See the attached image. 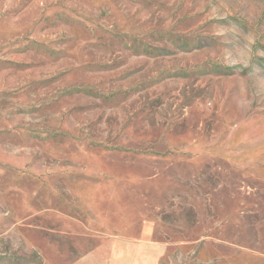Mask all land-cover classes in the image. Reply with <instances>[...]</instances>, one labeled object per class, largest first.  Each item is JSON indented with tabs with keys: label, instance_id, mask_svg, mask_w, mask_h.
<instances>
[{
	"label": "rangeland",
	"instance_id": "rangeland-1",
	"mask_svg": "<svg viewBox=\"0 0 264 264\" xmlns=\"http://www.w3.org/2000/svg\"><path fill=\"white\" fill-rule=\"evenodd\" d=\"M156 258L264 264V0H0V264Z\"/></svg>",
	"mask_w": 264,
	"mask_h": 264
},
{
	"label": "crops",
	"instance_id": "crops-1",
	"mask_svg": "<svg viewBox=\"0 0 264 264\" xmlns=\"http://www.w3.org/2000/svg\"><path fill=\"white\" fill-rule=\"evenodd\" d=\"M156 264H157V258H156Z\"/></svg>",
	"mask_w": 264,
	"mask_h": 264
},
{
	"label": "trees",
	"instance_id": "trees-1",
	"mask_svg": "<svg viewBox=\"0 0 264 264\" xmlns=\"http://www.w3.org/2000/svg\"><path fill=\"white\" fill-rule=\"evenodd\" d=\"M17 262V261H16ZM15 264H17V263H15Z\"/></svg>",
	"mask_w": 264,
	"mask_h": 264
}]
</instances>
